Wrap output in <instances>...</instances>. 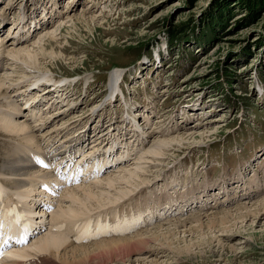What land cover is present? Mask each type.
I'll use <instances>...</instances> for the list:
<instances>
[{
    "label": "rangeland",
    "instance_id": "rangeland-1",
    "mask_svg": "<svg viewBox=\"0 0 264 264\" xmlns=\"http://www.w3.org/2000/svg\"><path fill=\"white\" fill-rule=\"evenodd\" d=\"M20 13L26 20L23 26ZM83 16L91 20L90 26L73 24L77 20L71 18ZM178 28L185 30L170 45L169 37ZM17 38L24 40L18 47H44L43 52L36 53L39 67L29 69L33 73L23 78L20 88L38 74L49 78L67 76L71 82L78 79L71 86V96L63 99L61 106L51 109L40 106V113H46L43 121H50L49 126L35 131L37 138L45 136L41 137L45 138L42 146L47 134L56 129L61 134L56 136L54 142L58 145L54 143V146L60 145L61 138L73 137L81 129L89 136L99 126L103 131L101 125L119 127L123 133L127 128L125 110H132L130 119L136 116L138 121H129L131 125L135 123L133 129L138 124L140 131H133L134 137L145 136L143 141L148 144L158 140L170 142L162 156L145 155L152 158L149 166L153 167L144 174L149 176V187L157 188L154 194L174 190L172 194L177 196L181 189L178 184L182 182H185L182 191L193 192L194 198L188 197L185 203L179 202L178 197L168 213L159 217L163 219L155 215L157 220L153 222L152 213L159 209L156 198L155 201L147 198L150 207L140 213L119 209L118 205H123L121 198L105 210L115 209L114 213L119 214L116 218L121 216L126 223L119 221L120 225L106 227L99 237L103 238L93 243L78 245L69 240L60 251L84 245L93 248L95 243L126 239L128 235L143 232L140 237L144 244L133 245L130 256L126 252L102 256L95 249V255L90 258L93 263H76L264 264V215L258 220L254 214L264 206V90L261 91L264 89V0L255 7H246L240 0H0V41L7 49L16 45ZM152 58L157 63H151ZM3 63L8 67L6 73L14 74V79L19 76L18 67L11 70L8 60ZM115 66L124 68L112 69ZM123 70H126L125 83L120 86L125 100L107 103V82H102L109 73ZM68 102L71 106L60 109ZM9 107L4 114L6 122L0 120V164L1 151L8 152V143L12 145L21 139L17 134L11 138L6 135V126L12 118ZM28 112L20 105L15 119L12 118L14 124L36 130L37 126L24 122ZM181 135L184 137L179 138ZM76 138L74 141L78 142ZM133 139L130 144L136 148L138 141ZM134 161L112 170V174L133 168ZM93 181L88 178L78 183L88 187ZM75 190H80L78 196L83 194L81 189ZM93 192L96 194L99 189L93 188ZM103 196L93 199L82 196L81 204L70 202L85 210L83 204L87 198L91 212L109 205V201L102 204L107 199ZM59 204L56 201L51 210L55 211ZM61 204L68 206V200H62ZM133 204L134 201L128 200L124 206ZM159 211L165 212L166 208ZM114 213L100 218L101 222L112 225L110 216ZM196 214L199 219H195ZM42 217L46 222L51 219L50 213ZM100 224L98 221V228ZM123 227L127 229L122 230ZM63 230L68 234L66 228ZM39 259L40 255L36 263ZM39 264H68V261L64 263L47 252Z\"/></svg>",
    "mask_w": 264,
    "mask_h": 264
},
{
    "label": "bare ground",
    "instance_id": "bare-ground-1",
    "mask_svg": "<svg viewBox=\"0 0 264 264\" xmlns=\"http://www.w3.org/2000/svg\"><path fill=\"white\" fill-rule=\"evenodd\" d=\"M19 18L20 20H23L22 22H20V24H22L23 26L26 21H24V14L21 15L20 13ZM75 19L77 20V23L72 21L74 25L84 24L87 27L90 26L89 24L91 20L89 18H86L84 16L83 18H71V20ZM15 40L16 45L14 43L12 44L11 48L7 49L5 48L6 46H4V43L0 41L2 42L0 43V106H3V111H1L0 113V120L3 124L6 122L4 120V114L10 109L9 105L12 108L11 114L13 119H15L17 112L20 110V105H24L22 106V108L30 111L28 112V114H26L27 118H25L24 122L29 126L37 127L35 128L36 130H33L24 124L16 125L14 124L12 118H10V124L6 126L7 136H10L11 138L13 134H17L18 136H20L17 138L21 139L19 141H16L12 145H10V143H8L9 145L7 144L9 153L7 151H1L3 159L1 160L0 164V198H2L0 199V224H2V227H0V229H3V232L6 233V237L10 235L19 238L24 237V235L29 232L32 227H38L35 230L36 233L28 238V241H30L29 244L27 241V245H25L24 247H19L16 250L6 251L5 254L3 253V255L0 254V264H35L37 261V257L40 255V259H43V253L47 252H49V255L55 254L59 257V259L61 258L64 263L65 261H68V264H78L76 262L93 263L91 262L90 258L92 255H95L96 251L98 252L97 254H102V256L103 254H124L125 252L129 255L130 253H132L133 245L144 244V240L140 237L143 232H141L140 234L136 233V235L134 236L128 235L129 238L126 239L123 238L117 241L106 240L101 243H95L93 248L84 245L75 246L71 250L65 252L60 251V249L61 247H65L68 244L69 240H71L72 243L78 245L82 243H93L103 238L99 237L101 235V231L106 227L113 228L116 224L120 225L119 221L121 223H126V220H121V216L116 218L119 214L114 213L116 211L115 209L110 208L108 210H105V208L110 207L111 204H117L118 200H120L124 196L131 195L129 197V201H134V204L129 206L118 205V208L132 210L137 213H140L150 207L148 205L147 198H153V201L157 199V201H159V209L166 208V211H159V209L155 210L152 213V222L158 219L154 218L156 213H159L161 216H165L169 208L177 202L178 197H180L179 202L183 201L186 203L188 197H191V193L193 194V192L187 189L183 191L181 190L185 182L181 183L180 181L181 184H178L181 189L177 192L179 194L177 196L172 194L174 190L170 193L168 191L165 192L161 190L160 192L158 190L159 195L156 193V195H158L156 196L154 194V189L157 190V188L155 186V188L151 186L149 187V180H147L149 176H146L144 174L146 173V171H149V168L151 166L153 167L152 164L151 166H149L150 160L152 158H147L145 155L150 154L153 156V158L162 156L163 150H167V146H169V140H158L154 144H148V141H145V143L143 141L145 136L143 138L134 137V134L127 136L126 133L122 134L120 128H118L113 132V135L115 136L114 142H118L120 139L124 140L134 138L133 141L135 142L137 140L138 144L135 148L134 144L130 145L129 143L125 144L122 142L121 144L123 145V148L125 146L126 148L125 150H123V155H118V157H116L115 159L119 157H126L127 160L108 168H104L106 161H103L102 159L98 161L99 158H97L96 155V152H102V149H97V146L102 141H108V139L111 140V135L108 131L104 132V129H102L103 131L96 129L97 132L91 133V136L86 133L85 129H81L77 134L73 132V137L72 135H68L67 137L62 136L63 138H61L62 140L60 139L61 141L59 146H57L58 143L54 142V140H56V136L61 134V131L57 129L56 131L52 130L51 132H49V134H47L49 136L45 134L47 136L45 141L46 143H44V146H42L41 143L45 138H41L43 135L37 138V132L35 131L39 132L44 126L48 125L50 121H43L44 115L46 113H40V106L42 105L44 107V105L47 104V108L51 109L52 107L57 106L58 102H61L67 96H71V93H67L68 91H60V93H58L57 95H49V90H47L46 92H40V90L44 89V87L38 86L40 82H52L54 85H56L55 83H57V81H52V77H45V74H38L37 76L34 75L35 77L33 78L35 79H33L29 84L25 82L26 84L23 85L22 88H20V83L23 82V78L26 76L29 77L28 75L30 73H33V70L31 71L29 69H37L39 67V59L37 58L39 54L37 55L36 53L37 50H41L43 52L44 47H37L38 49L33 46L31 48H28V46L18 47L19 43L24 40L20 38H17ZM5 60H8V62L10 63V65H8L11 67V70L13 66H16V68L18 67V69L20 70L19 76H16L17 78H15L17 79L16 82L13 78L14 74L5 72L6 69H8V67L6 68V64L4 65L3 63ZM121 74V72H115L110 75L111 81L109 80V85H113V87H115L116 89V84ZM35 86H38V89H35ZM64 89L67 90V87L64 86ZM8 91L11 92L9 95L7 94ZM58 95H60L61 98L57 99ZM12 97L19 99L14 101L11 100ZM67 109L69 108H66L65 110ZM130 115L129 118L131 117ZM48 118L44 120H47ZM130 121L137 122V120H135V117L131 118ZM134 124L135 123L131 125L130 130L134 128ZM137 127L139 128L138 124H136L137 130L133 129L132 132L138 131ZM54 132H56L55 135L52 134ZM141 133H143V131H141ZM123 136H127L129 138H125ZM76 137L79 138L77 140L78 142L74 141V138ZM182 137L184 136H179V138ZM71 139H73V141ZM83 142L85 143V145L82 144ZM54 143H57V145L54 146ZM139 146H141V148H139ZM78 157L80 158L77 160ZM91 159H97V161L89 162L91 161ZM133 159L135 160L133 168H123L117 171L118 175L116 174V172L115 175L114 173L112 174V172H109L110 169L126 166L127 164H129L128 162ZM38 161H41L42 163H38ZM119 164L121 165L119 166ZM43 165L48 166L45 167ZM80 177H82L83 180ZM88 178L94 179L93 185L88 187H81V185H79L75 188H70V184H72L73 182L78 183L79 181H86L88 180ZM137 181L139 182L137 183ZM176 181L179 180L177 179ZM166 186L164 188L165 190L167 189ZM61 187H65L63 189V192L59 189ZM76 188L81 189L82 192L80 193L83 194H80L78 196V192L80 190H75ZM93 188L99 189V192L95 194L93 192ZM172 189H174L173 186ZM93 194H95L96 196L94 197ZM103 195H106L107 199H103L104 201L102 202V204L109 201V205L102 206L98 210L94 209L91 212L88 211L91 206L90 203H87L86 205V202H89L87 198L90 197L91 199H93ZM82 196L87 197L86 199L84 198L83 204L85 206V210L75 207L76 205L73 206V204L71 203L79 202V204H81L83 200ZM59 199H61V201L68 200V206L63 207ZM164 200H168L169 204L167 203L168 201L164 202ZM193 200L196 201L195 199ZM56 201L60 202V204L57 206V209L55 211H50L51 219L49 218L50 220L47 222L44 221L45 219L41 214L46 213L44 212V209L49 208L48 205L51 204V208L55 207L54 203H56ZM175 207L176 206H174L173 209H175ZM263 207L264 206L255 210V219L257 218L258 220H260L264 215V213L262 212V210H264ZM17 213L21 214L22 218L20 219V221H17V219L14 218V215ZM109 213H114L110 216L112 225L106 224V221L101 222L100 220V218L103 219L104 217L109 216ZM31 215L32 217H30ZM78 215L84 216L78 220L72 219L77 217ZM194 217L195 219L200 218V216H197V214L194 215ZM159 219L162 220L163 218ZM98 221L102 223L100 224L99 228L97 226ZM41 227L45 232H42V230L40 229ZM65 228L67 229L68 234L63 230ZM121 229L125 230L127 229V227H123ZM38 233L41 234L38 235ZM158 235L161 234L158 233ZM217 238L219 242H222L219 237ZM213 239L214 238H212V240ZM95 249L96 251L94 252L93 250ZM183 250L186 251L187 249Z\"/></svg>",
    "mask_w": 264,
    "mask_h": 264
},
{
    "label": "trees",
    "instance_id": "trees-1",
    "mask_svg": "<svg viewBox=\"0 0 264 264\" xmlns=\"http://www.w3.org/2000/svg\"><path fill=\"white\" fill-rule=\"evenodd\" d=\"M240 1L246 7H255V5L258 6L259 4L262 3V0H240ZM183 30H185V29H183ZM183 30L178 28V29H175L174 31H172L173 33L171 34V37H169L170 38V45H173V43L176 42L175 41L176 38L178 39L177 34L180 32H184ZM169 32H171V30H169Z\"/></svg>",
    "mask_w": 264,
    "mask_h": 264
},
{
    "label": "snow or ice",
    "instance_id": "snow-or-ice-1",
    "mask_svg": "<svg viewBox=\"0 0 264 264\" xmlns=\"http://www.w3.org/2000/svg\"><path fill=\"white\" fill-rule=\"evenodd\" d=\"M38 163H42V162L38 161ZM43 166L47 167L48 165H43ZM0 199H2V198H0ZM0 227H2V224H0Z\"/></svg>",
    "mask_w": 264,
    "mask_h": 264
}]
</instances>
